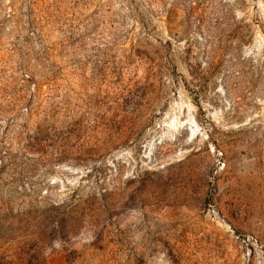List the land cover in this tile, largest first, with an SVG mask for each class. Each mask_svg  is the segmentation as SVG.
<instances>
[{"label":"rangeland","instance_id":"rangeland-1","mask_svg":"<svg viewBox=\"0 0 264 264\" xmlns=\"http://www.w3.org/2000/svg\"><path fill=\"white\" fill-rule=\"evenodd\" d=\"M0 264H264V0H0Z\"/></svg>","mask_w":264,"mask_h":264}]
</instances>
